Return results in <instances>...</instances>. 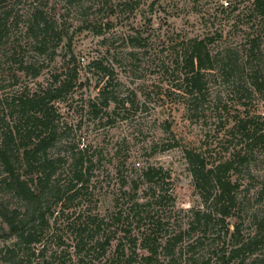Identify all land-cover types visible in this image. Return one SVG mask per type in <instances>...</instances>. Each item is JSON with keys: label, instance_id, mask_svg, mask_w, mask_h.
<instances>
[{"label": "rangeland", "instance_id": "1", "mask_svg": "<svg viewBox=\"0 0 264 264\" xmlns=\"http://www.w3.org/2000/svg\"><path fill=\"white\" fill-rule=\"evenodd\" d=\"M254 6L255 0H8L0 5V12L11 11L6 47L23 55L24 64L32 62L39 71L36 77L24 74L25 90L50 86L54 74L77 68L72 90L54 102V107L65 128L61 135L86 151L93 164L89 186L82 196L86 204L69 217L60 214L55 224L50 219V230L56 235L47 239L46 246L47 257L54 254V264L62 260L56 258L61 250L57 246L59 234L70 254L62 264L77 263L71 247L74 233L79 222L94 228L87 220L89 215L102 221L98 235L116 228L118 231L105 257L84 259L83 263L110 264L118 242L123 243L122 259L131 254L132 246L123 238L125 224L132 223L126 225L131 235H137L138 230L134 220L123 216L130 204L132 181L148 164L169 172V193L174 198L173 202L165 199L160 208L150 211L161 219L159 232L172 234L184 229L191 210L203 206L188 170L185 148L201 153L210 162L227 158L233 151H245L249 156V162L238 168L246 190L241 192L244 210L240 219L231 217L227 222L230 228L239 222L243 236L252 232L255 224L250 215L257 214V219L264 216V149L246 147V136L239 131L233 133L231 126L251 117L261 127L264 120V96L251 84L253 69L264 78V17ZM35 8L44 10L52 29L42 54L35 50L34 34L27 28ZM256 35L259 56L247 61L250 38ZM191 37L207 39L209 50L216 55L213 68L205 73L204 97L197 109L186 104L182 96V44ZM5 49L0 54L2 70L8 63L4 52L9 50ZM92 60H100L104 71L94 67ZM106 83L115 102L102 108L98 91ZM66 148L60 144L52 152L64 153ZM122 180L127 186L121 187ZM4 189L0 185V205L21 208V202ZM119 210L123 214L121 221H116L112 217ZM210 230L220 228L208 227ZM207 233L204 246L194 249L198 264L213 259L226 239L221 236L210 243L211 232ZM15 239L0 229V264L40 262L37 255L24 256L19 249L8 252ZM188 242L181 244V251L176 249L168 264H190L191 251L185 248ZM260 251L264 250H259L258 258L263 256ZM255 256L246 257L245 264H260Z\"/></svg>", "mask_w": 264, "mask_h": 264}, {"label": "trees", "instance_id": "2", "mask_svg": "<svg viewBox=\"0 0 264 264\" xmlns=\"http://www.w3.org/2000/svg\"><path fill=\"white\" fill-rule=\"evenodd\" d=\"M7 1L0 0V5ZM254 7L256 13L263 18L264 0H255ZM10 14L11 11L8 9L0 12V54L2 48L9 50L4 52L7 54L5 58L8 60L7 69L2 70L0 66V84H2L0 185L5 188L4 191L8 195L16 197L21 202L22 210L0 205V229L2 234L16 238L13 242L14 247H9L8 252L19 249L20 252H24V256L37 255V259H40L37 264H54V254L47 257V239L56 235L50 229L60 214L69 217L77 208L86 204L82 196L84 197L89 186L93 164L92 158L86 156L88 154L86 151L78 149L75 143H71L61 135L65 128L63 123L59 122L54 107V102L62 100L72 90L77 68L72 66L54 74L50 86L35 88L33 91L25 90L24 74L36 77L39 71L34 68L32 62L24 64L23 55L19 56L10 46L6 47L8 43L6 27ZM27 25L28 30L34 34L35 50L40 54L44 53L47 50L45 40L52 31L44 10L35 8L28 18ZM95 31L96 34H101L100 29ZM57 36L59 41L58 33ZM208 42L205 38L191 37L182 44L181 62L184 71L182 96L186 100L184 102L190 103L195 109L204 97L205 73L213 68L216 61V55L207 46ZM259 47L258 35L251 37L249 51L245 54L247 61L259 56ZM91 64L103 71L105 69L100 60H92ZM258 72V69L252 70L251 84L255 91L264 96V78L261 79ZM106 86L107 83L98 91L102 108L108 107L109 103L115 100ZM91 106L96 109L95 103L91 102ZM261 124V127H258L257 122L248 117L234 122L231 129L233 133L239 131L246 136L248 140L246 147H251V150L256 146L264 149V120ZM60 144L67 146L65 152L53 153L52 150ZM183 152L193 185L203 206L191 210L190 220L184 229H178L172 234L160 233L161 219L154 214L150 215V211L155 207L160 208L165 199L173 202V195L169 193V172L161 166L150 164L141 168L136 180L132 181L130 187L132 195L128 201L130 204L123 216L135 221L138 234L131 235V230L127 229L126 225L132 223L125 224L123 238L132 246L131 254L122 259L123 243L118 242L115 248L116 254L110 260V264H168L174 257L176 249L181 251V244L188 241L185 248L186 251H191V254L187 258L190 264H198L194 249L204 246L208 238L207 232H211L210 243L221 236L226 239L222 241L219 253L213 251L215 254L213 259L207 258L200 264H245L246 257L253 254L257 257V263L264 264V251H260L263 256L258 258L259 250H264V216L257 219L259 217L257 214L250 215L255 226L247 236L241 234L239 222L236 221L232 228L227 222L231 217L240 219V213L244 210V197L241 196V192L245 189L243 190L239 179L238 168L249 162V156L245 151L244 153L233 151L227 158L210 162L199 152L187 148ZM124 186H127V182L122 180L121 187ZM141 186L144 187L139 194L138 190ZM69 209L72 211L66 213L65 211ZM129 209L133 215H130ZM80 212L81 209L77 214L78 218L81 216ZM142 212L146 215L143 216ZM122 214L123 211H116L112 218L121 221ZM50 219L53 224L50 223ZM87 220L94 228L89 227L86 222L84 224L79 222L74 233V243L71 247L72 254L77 260L76 264H85L84 259L87 261L105 257L111 240L118 231L116 228L114 231H103L98 235L97 231L102 221L91 215L87 216ZM214 226H218L220 230L207 231L208 227ZM227 235H229L228 239ZM56 238L57 246L61 248L56 258H62L61 262L56 264H62L63 258L68 257L69 253L67 246L64 247L62 235L59 234ZM136 249L141 250L140 253ZM15 264L20 263L15 262ZM27 264L32 262L29 261Z\"/></svg>", "mask_w": 264, "mask_h": 264}]
</instances>
